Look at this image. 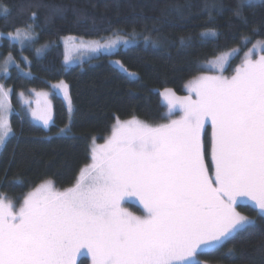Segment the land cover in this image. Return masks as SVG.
I'll list each match as a JSON object with an SVG mask.
<instances>
[{"label": "snow or ice", "instance_id": "snow-or-ice-1", "mask_svg": "<svg viewBox=\"0 0 264 264\" xmlns=\"http://www.w3.org/2000/svg\"><path fill=\"white\" fill-rule=\"evenodd\" d=\"M240 8L234 15L242 16ZM207 35L216 33H202ZM33 37L29 23L11 38ZM250 54L231 78L192 81L194 100L166 90L169 112L178 105L179 119L159 126L118 120L107 142L92 149V162L73 186L59 191L45 182L18 212L0 197V264H76L81 249L92 264H198V250L218 249L254 227L233 207L238 197H247L264 216V55L253 60ZM67 87L63 81L56 85L65 95ZM5 95L0 87V97ZM7 107L0 103V148L14 134ZM37 118L48 125L45 116ZM209 119L212 166L200 141ZM126 196L137 197L146 214L124 210Z\"/></svg>", "mask_w": 264, "mask_h": 264}, {"label": "trees", "instance_id": "trees-1", "mask_svg": "<svg viewBox=\"0 0 264 264\" xmlns=\"http://www.w3.org/2000/svg\"><path fill=\"white\" fill-rule=\"evenodd\" d=\"M237 5L242 16L234 15ZM29 23L31 46L8 39ZM209 30L216 35L202 36ZM114 34L135 35L136 42L79 65H63L62 38ZM257 42L264 43V0H0V61L11 55L16 62L5 84L20 96L63 81L73 107L70 116L52 95L53 122L47 130L24 116H11L14 134L0 152V197L16 204L43 182L51 181L57 190L73 186L90 161L92 144L105 140L118 120L159 124L183 115L178 105L170 114L166 90L194 100L188 85L205 72L208 61L235 51L225 71L229 74ZM202 138L204 145L205 128ZM207 150L205 144L204 154ZM236 208L255 226L198 254V264H264V216L250 206Z\"/></svg>", "mask_w": 264, "mask_h": 264}, {"label": "rangeland", "instance_id": "rangeland-1", "mask_svg": "<svg viewBox=\"0 0 264 264\" xmlns=\"http://www.w3.org/2000/svg\"><path fill=\"white\" fill-rule=\"evenodd\" d=\"M245 1L246 2H254V1H259V0H245ZM15 33L16 32L12 33L11 37H14ZM7 37L11 42H14V43L18 44L19 46H23V47L24 46H31V43H33V39H34V37H33L31 40H24L23 42H18L16 40L12 39L10 37V34ZM125 41H127V43H125ZM135 42H136V36L135 35L124 36V35H120V34H117V35L114 34L111 36L104 37L102 39H87V40L77 38V37H72V36L64 37L61 40V45H62V49H63V65L67 68L75 66V65H79V64L83 63L84 61H86L87 59H90L92 56H96V55H100V54L110 55L119 49H125V48L133 45ZM81 43H84V44L98 43L102 46L103 45H109V47H100L99 49L84 48V47L80 46ZM47 47H48V45L43 46V48H39V49H41L40 53H43L47 49ZM249 53H251L250 54L251 59H253V60L259 59L260 56L264 55V43H262V42L255 43L244 54V56L241 60L242 62H244L246 56H249ZM235 54H236L235 51H228V52H225V53L217 56L216 58H213L212 60L208 61L204 65L205 72L201 76H220V77H224V78H231V76L235 74V70L238 67L242 66V65H240L242 63L241 62L231 73H229V74L225 73V71L228 67L229 61L234 57ZM37 55H38V53H37ZM9 57H11L10 60H8ZM66 57H67V60H66ZM220 57H226V59L221 61L219 59ZM6 61H7V63H6ZM112 63L121 71L126 72V70L122 67V65L120 63H117V61H113ZM14 65H16V62L11 55L6 56L3 60L0 61V87H2L4 92L6 93L5 96L0 97V103L8 106L7 110L5 112V115L7 117L8 122H9V126H10L11 116L14 114H18L19 116H24V118L29 120L32 124H35V125L43 128L44 130H47L53 122V106H52V102H51V96L52 95H56V97H58L63 102V104L68 109L69 115L72 113L73 107H72V103L70 100L68 87H67V95H65V93L63 91H61L60 89L56 88V85L60 84V82H55V83L50 84L48 89H46V90L27 91V92H25V94L21 93L20 96H19L20 93H16L13 95L12 89L5 84V80H7L9 78V69H10V67H12ZM126 73L129 76H133V74H131L129 72H126ZM63 83L66 84L65 82H63ZM41 93L46 94V95H40ZM191 93H194V92H191ZM165 101H167V100L165 99ZM167 106H168V103H167ZM33 112H35L37 114L36 117L33 116ZM42 115L45 116L46 118H48V125L47 126H45V124L43 123V120L37 118V117L42 116ZM173 119H179V117L171 118L168 121L163 122V123H159V124H149V123H147V124L152 125V126H159L162 124L170 123L171 120H173ZM138 121H140V120H138ZM141 122H143V121H141ZM144 123H146V122H144ZM204 126L206 127V130H207V139H206L207 141L204 142V145L205 144L207 145L208 150L204 154V150L202 148V150H203L202 153L205 156L206 165L212 166L211 151H212V132H213V129H212L210 119L205 121ZM112 130H113V127L111 129L109 136L105 140H103L101 143H93L92 144L91 152H90V161L88 164H90L92 162V160H91L92 149L94 147L98 148L100 146H103L107 142V140L111 137ZM3 147L0 148V152L3 149ZM43 183H45V182H43ZM43 183H41V184H43ZM40 185L36 186L28 194L35 191L36 188H38ZM59 191H63V190H59ZM28 194L25 197H27ZM24 198L20 199L16 204L12 203L11 201H9L5 198L4 199L6 202H11L14 205V210L16 212H18L20 206L23 204ZM138 200L139 199L135 196H126L121 201V206L124 210H126L127 212L131 213L134 216L145 215L146 213L143 211L144 209L142 210L143 205ZM128 205H131L132 208L129 207ZM236 206L253 207V203L247 197H238L237 198V203L235 205H233V207L235 208V210L240 215L245 216L244 214H242L241 212H239L237 210ZM257 212H258V210H257ZM258 214H259V212H258ZM201 247L203 248V246H201ZM86 250L87 249H81L80 253H84ZM198 254H202L200 252V250H198L197 255ZM196 257H195V259H196ZM76 258H77V256H76ZM90 264H92V262ZM185 264H188V262L186 261Z\"/></svg>", "mask_w": 264, "mask_h": 264}, {"label": "flooded vegetation", "instance_id": "flooded-vegetation-1", "mask_svg": "<svg viewBox=\"0 0 264 264\" xmlns=\"http://www.w3.org/2000/svg\"><path fill=\"white\" fill-rule=\"evenodd\" d=\"M182 116V115H181ZM180 116V117H181ZM204 128L206 129V127L204 126ZM204 128L201 129V132H200V141H201V149L203 148L202 147V143H203V138H202V133L204 131ZM204 150V149H203ZM202 150V152H203ZM214 171V169H213ZM139 201V200H138ZM140 202V201H139ZM143 210V208H142ZM144 211V210H143ZM92 262V258H91V255L87 252V250L84 252V253H79L77 255V258H76V264H90Z\"/></svg>", "mask_w": 264, "mask_h": 264}]
</instances>
